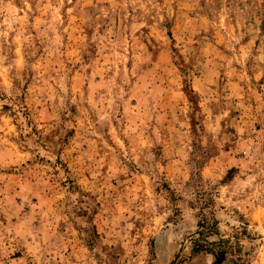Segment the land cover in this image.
<instances>
[{
    "label": "clouds",
    "instance_id": "obj_1",
    "mask_svg": "<svg viewBox=\"0 0 264 264\" xmlns=\"http://www.w3.org/2000/svg\"><path fill=\"white\" fill-rule=\"evenodd\" d=\"M0 264H264V0H0Z\"/></svg>",
    "mask_w": 264,
    "mask_h": 264
}]
</instances>
